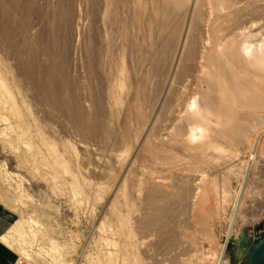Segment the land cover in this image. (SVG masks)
<instances>
[{
  "label": "rangeland",
  "instance_id": "rangeland-1",
  "mask_svg": "<svg viewBox=\"0 0 264 264\" xmlns=\"http://www.w3.org/2000/svg\"><path fill=\"white\" fill-rule=\"evenodd\" d=\"M0 203L7 264H243L264 0H0Z\"/></svg>",
  "mask_w": 264,
  "mask_h": 264
},
{
  "label": "water",
  "instance_id": "water-1",
  "mask_svg": "<svg viewBox=\"0 0 264 264\" xmlns=\"http://www.w3.org/2000/svg\"><path fill=\"white\" fill-rule=\"evenodd\" d=\"M229 239L239 246L235 257L243 264H264V229L252 234L242 227L237 237Z\"/></svg>",
  "mask_w": 264,
  "mask_h": 264
},
{
  "label": "crops",
  "instance_id": "crops-1",
  "mask_svg": "<svg viewBox=\"0 0 264 264\" xmlns=\"http://www.w3.org/2000/svg\"><path fill=\"white\" fill-rule=\"evenodd\" d=\"M13 209L6 206L4 203H0V255L4 257H12L13 259H17L16 253L10 249L2 240L1 237L9 231L12 224L17 220L13 221Z\"/></svg>",
  "mask_w": 264,
  "mask_h": 264
},
{
  "label": "bare ground",
  "instance_id": "bare-ground-1",
  "mask_svg": "<svg viewBox=\"0 0 264 264\" xmlns=\"http://www.w3.org/2000/svg\"><path fill=\"white\" fill-rule=\"evenodd\" d=\"M194 104V102H192V105ZM193 137H195V135H194V133H193V135H192ZM18 226H21V222L20 221H18V222H15L12 226H11V228L9 229V231L8 232H6L2 237H1V240L10 248V249H14V250H16L17 252H18V254H20L21 256H24V257H28L29 256V254L27 253V251H25V249H23V247H21L18 243V245L20 246H18V247H16L14 244V242L12 241V240H10L11 239V237H13V236H11V234H13V232H14V230H15V228L16 227H18ZM15 227V228H14ZM22 227V226H21ZM24 228V227H23ZM19 230V229H18ZM18 230H16V231H18ZM23 230H25V229H23ZM17 233V232H16ZM19 233V234H18ZM17 233V235L19 236V238H20V240L22 241V239H23V241H26L27 240V238H26V235H25V233L22 231V232H18ZM231 236H234L233 235V233L231 232V230L228 232V235L227 236H225V239L224 240H226L225 241V244L222 246V250H221V255H223V252H224V250H225V248H226V245H227V243H229V241H230V237ZM27 237H28V235H27ZM22 238V239H21ZM28 241V240H27ZM26 241V242H27ZM20 261V260H19ZM20 263V262H19Z\"/></svg>",
  "mask_w": 264,
  "mask_h": 264
},
{
  "label": "trees",
  "instance_id": "trees-1",
  "mask_svg": "<svg viewBox=\"0 0 264 264\" xmlns=\"http://www.w3.org/2000/svg\"><path fill=\"white\" fill-rule=\"evenodd\" d=\"M0 264H7L6 259L2 255H0Z\"/></svg>",
  "mask_w": 264,
  "mask_h": 264
}]
</instances>
